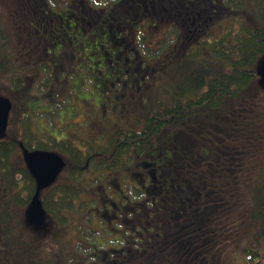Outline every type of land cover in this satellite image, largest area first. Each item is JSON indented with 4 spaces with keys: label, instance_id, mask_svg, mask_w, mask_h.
<instances>
[{
    "label": "trees",
    "instance_id": "trees-1",
    "mask_svg": "<svg viewBox=\"0 0 264 264\" xmlns=\"http://www.w3.org/2000/svg\"><path fill=\"white\" fill-rule=\"evenodd\" d=\"M263 55L264 0H0V95L12 101L0 137V264H118L111 238L131 225L155 230L140 239L177 264H232L241 241L244 264H263ZM84 64L93 86L133 97L102 104L115 120L97 143L34 137L15 101L64 88L74 75L58 80L62 70ZM151 96L144 119L127 116ZM20 144L65 161L39 190L48 235L26 218L36 182ZM69 228L65 247L58 235Z\"/></svg>",
    "mask_w": 264,
    "mask_h": 264
},
{
    "label": "rangeland",
    "instance_id": "rangeland-1",
    "mask_svg": "<svg viewBox=\"0 0 264 264\" xmlns=\"http://www.w3.org/2000/svg\"><path fill=\"white\" fill-rule=\"evenodd\" d=\"M73 71L74 69L71 72L62 70L61 75H59L58 80H62L65 77L68 80L67 74L74 75V77L70 76V80L69 82L67 81L64 88L62 85H57L53 82L50 84L52 86L50 87V94L47 95L37 91L34 97L23 98L18 102L15 101L16 110L15 112L12 111V114L17 119L22 115H27V121L25 120V122L30 124L34 137L42 139L47 136H53L56 139L65 138L81 148L88 146L90 141L97 143L98 141L94 137L99 134L97 132L102 129L104 121L115 120L113 110L108 112L109 115L106 118H103L101 109L103 108V103H108L111 106L114 102H118L116 96L119 93L115 89L102 90L93 86V82L90 79L91 73L86 64L80 65L75 72ZM163 84L164 80L162 78L150 90L152 95L161 94L160 89L163 88ZM124 93L120 97L123 99L118 102V105L124 104L129 98L133 97L130 95L129 90ZM153 98L151 96L146 101L136 100V104L127 109V116L144 119L147 111L151 109L149 105L156 104ZM89 131H93V133H89ZM89 134L91 136L87 137ZM51 224V220L47 218L43 226V228H47L46 235L50 232ZM68 231L69 234L63 232L58 235L65 247H68L74 237L70 235L73 232L72 228H69ZM22 240V243H19L21 246H25L29 242L27 235H24ZM242 242H240L239 249L235 250V259L232 264H244L243 252L240 250Z\"/></svg>",
    "mask_w": 264,
    "mask_h": 264
},
{
    "label": "water",
    "instance_id": "water-1",
    "mask_svg": "<svg viewBox=\"0 0 264 264\" xmlns=\"http://www.w3.org/2000/svg\"><path fill=\"white\" fill-rule=\"evenodd\" d=\"M257 73L260 76V82L264 85V55L257 66ZM10 106V100L0 95V137L4 134ZM23 157L36 180L35 192L26 207V216L30 222L40 226L44 222L45 210L38 197L39 189L54 180L63 167L64 161L58 153L41 149L32 151L23 149Z\"/></svg>",
    "mask_w": 264,
    "mask_h": 264
},
{
    "label": "flooded vegetation",
    "instance_id": "flooded-vegetation-1",
    "mask_svg": "<svg viewBox=\"0 0 264 264\" xmlns=\"http://www.w3.org/2000/svg\"><path fill=\"white\" fill-rule=\"evenodd\" d=\"M119 209H120L119 214H124V210H122L121 207H119ZM124 216L128 218L132 217V215L130 216L124 215ZM128 220L130 222V219ZM139 224L141 225L140 222ZM138 231L140 230H138L137 227H133L132 225L129 226V228L124 227L122 230L117 229V232H119V234L111 238L113 239V242L108 252L112 257L114 258L118 257L124 263L122 261L114 259L115 263L142 264L143 262H145L143 264H150V262H153L154 260L155 261L153 262V264H177L178 263V259H173L172 257L159 258V255L160 254L162 255V252H159L158 250H160L162 247L159 245L158 242L152 245V243L147 244L146 239L144 242H143V239H140L144 236L154 238L153 236L154 234H156L155 230L148 231L147 228H144L140 232ZM131 251L137 252V253H132ZM103 259H106V257L104 256ZM99 262L100 260H97V264H100ZM106 263L109 264L110 262L107 261Z\"/></svg>",
    "mask_w": 264,
    "mask_h": 264
}]
</instances>
